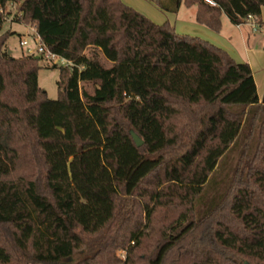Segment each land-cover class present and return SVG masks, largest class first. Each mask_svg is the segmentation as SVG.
Returning <instances> with one entry per match:
<instances>
[{"label":"trees","instance_id":"trees-1","mask_svg":"<svg viewBox=\"0 0 264 264\" xmlns=\"http://www.w3.org/2000/svg\"><path fill=\"white\" fill-rule=\"evenodd\" d=\"M149 1L195 6L214 32L224 14L260 27L264 7ZM9 6L72 63L51 65L56 99L39 85L41 57L8 54ZM233 255L264 264V93L250 64L123 0H0V264H239Z\"/></svg>","mask_w":264,"mask_h":264},{"label":"rangeland","instance_id":"rangeland-1","mask_svg":"<svg viewBox=\"0 0 264 264\" xmlns=\"http://www.w3.org/2000/svg\"><path fill=\"white\" fill-rule=\"evenodd\" d=\"M131 1L135 3L138 0ZM124 2L129 5V3H127L126 1ZM148 5H150V7H152L157 12L160 11V13H166L165 11L159 8H155L154 4ZM132 7L136 9L135 6ZM8 10L11 11V16L3 23L2 31H11L13 33V35L10 36L7 42V48L8 50L12 51L10 53L12 56L20 57L22 55H26L28 47L34 48L36 46L32 35L33 27L30 24L22 22L20 23L13 20L14 13L16 11L15 6H9ZM137 10L139 11V9ZM192 11V8L183 6L179 19L181 17L188 18ZM140 12L143 13V11ZM224 35L227 38L226 41L228 42V45L224 46L227 48L229 54L235 60H247L251 55V57L255 58L256 60L254 63V68L260 73L261 68L264 67V34L262 28L258 25V29L254 30L252 24L250 22H247V24H245L242 28L239 29L236 28L235 25L229 20H226L223 36ZM23 39L28 40L29 44L27 46H21L20 41ZM89 51L87 49L85 53L87 55L91 54L89 53ZM99 55L100 60H103V55ZM40 64L42 67L38 73L39 85L47 92V96L50 99H56L59 93L58 80L60 77V69L51 67V64L47 63L44 59L40 60ZM238 151V147H233V149H231V151L226 154L225 158L221 163L222 166L218 168V171L220 170L219 173L221 177L225 176L227 173L230 172L231 167L235 164L238 158ZM117 256L120 257L122 260H125L126 251L121 249L118 250ZM232 259L237 261L239 264H249L247 260H244L243 258H240L236 255H233Z\"/></svg>","mask_w":264,"mask_h":264},{"label":"crops","instance_id":"crops-1","mask_svg":"<svg viewBox=\"0 0 264 264\" xmlns=\"http://www.w3.org/2000/svg\"><path fill=\"white\" fill-rule=\"evenodd\" d=\"M124 1L129 3V5L135 6L136 9H139V11H143V13L146 16H148L151 20H153L156 23L161 24V23L168 21L172 25L175 26L177 31H182V32H178L179 34H186V35L200 37L228 51L227 48L224 46V45H228L227 44L228 42L226 41L227 38L225 37V35L223 36L225 25H226V20H229L225 14L222 16L223 28L221 32H214L211 29L207 28L206 26L198 24L196 22L195 17H196L197 9L195 6L188 7V8H192L193 10L188 18L181 17L179 19V16L182 12V8L183 6H185L184 4L181 5V7L179 8L177 12L165 11L166 13H160V11L157 12L152 7H150V5H148V4H154L155 8H159L154 2H151L149 0H142V1L138 0L135 3L131 0H124ZM148 2H151V3H148ZM260 19H261L260 27L262 28L263 34H264V7L262 8V14H261ZM245 24L235 25V27L240 29ZM87 49L88 51L90 50L89 53L91 54L89 55L86 54V55L93 60H100L99 54L103 55L102 50L98 47L88 46ZM236 61H244L250 64L253 74H254L255 81H256L258 95L260 98H262L263 93H264V67L261 68L260 73L259 71H256V69L254 68V63L256 60L255 58H252L251 55L249 56L247 60H236Z\"/></svg>","mask_w":264,"mask_h":264},{"label":"built area","instance_id":"built-area-1","mask_svg":"<svg viewBox=\"0 0 264 264\" xmlns=\"http://www.w3.org/2000/svg\"><path fill=\"white\" fill-rule=\"evenodd\" d=\"M204 1L211 5H216V2L214 0H204ZM249 22L252 24L254 30L258 29V24L256 22L255 17L249 15ZM32 32H33L32 35H33L36 46L34 48L28 47L26 55H37L38 57H41L42 59H44L47 63L51 65H63V66L71 67L72 63L70 61L53 53L43 44L40 36L37 35L34 28ZM20 44L21 46H27L29 42L27 39H23L20 41Z\"/></svg>","mask_w":264,"mask_h":264},{"label":"water","instance_id":"water-1","mask_svg":"<svg viewBox=\"0 0 264 264\" xmlns=\"http://www.w3.org/2000/svg\"><path fill=\"white\" fill-rule=\"evenodd\" d=\"M11 53V51L10 50H8V54L9 55H11L10 54ZM130 133H131V135H132V137H133V139H134V141H135V143H136V145L138 146V147H141L143 144H144V140L134 131V130H130Z\"/></svg>","mask_w":264,"mask_h":264}]
</instances>
